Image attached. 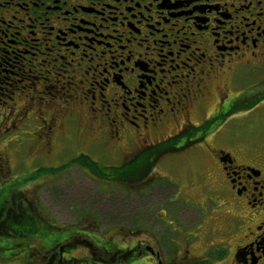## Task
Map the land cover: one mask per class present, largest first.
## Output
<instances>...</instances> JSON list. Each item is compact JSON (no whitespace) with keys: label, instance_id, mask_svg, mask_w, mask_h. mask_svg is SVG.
Segmentation results:
<instances>
[{"label":"flooded vegetation","instance_id":"1","mask_svg":"<svg viewBox=\"0 0 264 264\" xmlns=\"http://www.w3.org/2000/svg\"><path fill=\"white\" fill-rule=\"evenodd\" d=\"M16 51L30 55L27 65ZM6 66L16 78L64 77L61 90L81 105L88 96L90 125L97 123L114 145L133 139L141 151L151 141L156 146L185 134L162 158L211 149L207 176L217 201L214 213L193 222L188 199L176 190L171 204L181 202L188 210L159 208L162 241L135 243L126 216L129 226L119 228L126 244L120 248L101 235L106 221L88 214L89 225L67 226L60 232L66 237L59 234L64 238L46 246L55 251L47 264H137L145 258L139 264H264V140L253 147L232 139L229 151L220 132L229 117L264 113V0H0V85L8 84ZM5 91L0 86V95ZM210 140L220 145L211 147ZM71 162L60 168L76 164ZM157 183L177 187L167 177ZM7 203L0 205L1 236L31 234L23 231L21 215L32 225L41 220L57 227L46 214H20L14 199ZM32 227L37 235L39 228ZM79 246L87 247L83 258L71 254Z\"/></svg>","mask_w":264,"mask_h":264},{"label":"rangeland","instance_id":"2","mask_svg":"<svg viewBox=\"0 0 264 264\" xmlns=\"http://www.w3.org/2000/svg\"><path fill=\"white\" fill-rule=\"evenodd\" d=\"M15 53L18 60L27 65L30 55L22 58V53ZM9 59V62L14 61L13 57ZM6 69V82L15 87V93L11 92L13 87L8 84L0 85L8 88L5 95H0V205L8 200L9 206L14 199L22 212L35 210L44 219L46 214L57 227L51 230L40 220L33 224L41 230L37 235L31 233L24 238L18 237L15 232H10L13 237L0 235V264H47L48 255L55 251L52 245L46 246L66 237V233L60 232L67 226L80 228L82 225H89L90 221L85 220V216L92 213L108 223H103L100 227L103 230L101 235L108 241L114 239V244L118 247L126 244L123 242L126 235L122 234L125 230H119L126 229V216L134 225L135 243L162 241L161 223L164 220L160 218L159 208L181 207L184 211L188 210L181 202L171 204V194L175 196L176 190L179 191L177 197L184 202L188 199V205L191 206L189 209L194 213L191 218L193 222L200 215L216 211V197L210 190L213 186L207 176L212 168V154L208 146L166 156L153 169L148 181L128 185L111 178L103 179L99 173L84 169L78 163L64 170L60 168L80 153H85L108 173L112 168H119L129 162L134 153L140 152L139 146L133 139H129L128 147L122 143L117 146L107 142V134H100L101 127L97 123L90 125L88 96L81 105V99L78 102L74 97L75 100L69 98H72L69 95L72 92L61 90L66 81L64 77L54 79L51 75L48 81L35 80L32 76L35 73H32L28 79L23 74H19L23 77L16 78L9 72L10 67L6 66ZM18 79L23 82L15 84ZM55 80L59 82L55 83ZM193 120L198 121L196 112ZM226 121V125L220 130L225 150L232 149V139H242L247 146L262 144L264 113L253 114L250 119L233 116ZM46 123L52 125V130H49ZM42 127L50 131L48 138ZM106 127L108 128L107 122L103 124V128ZM217 145L220 143L210 140L211 147ZM39 170H44L45 173ZM158 177H167L177 187L169 184L167 189L163 188L161 183H157ZM7 204L3 205L4 212L7 211ZM0 217L1 221L5 218ZM115 222L120 227L110 231L106 226ZM100 229L97 230L99 233ZM199 247L200 242L197 249ZM86 250L87 247L79 246L71 254L83 258ZM138 261L145 262L137 259V264Z\"/></svg>","mask_w":264,"mask_h":264},{"label":"trees","instance_id":"3","mask_svg":"<svg viewBox=\"0 0 264 264\" xmlns=\"http://www.w3.org/2000/svg\"><path fill=\"white\" fill-rule=\"evenodd\" d=\"M192 134L190 133L189 136H192ZM184 135L185 134H183V136ZM183 136L181 135L174 137L171 140L162 141L161 143L156 144V146L151 144V146L147 149L141 150L139 153L135 154L129 162H125L123 165L119 166V168H112V170L108 173L107 170L101 168L98 162H94L88 155L76 158L73 162H71V164L78 163L84 168L87 167L94 172L99 173L103 179L111 178L124 184L140 183L141 181L146 182L150 179V175L152 174L156 163L163 157L164 153L172 151L173 146H175V144L179 142ZM39 172L42 173L44 170H39ZM23 212L20 211V214H23ZM21 217V227H23V231L25 230L28 234L32 233L33 225L29 216L27 217L21 215ZM26 236L27 235L21 234V237L23 238ZM27 264L38 263L29 262Z\"/></svg>","mask_w":264,"mask_h":264}]
</instances>
